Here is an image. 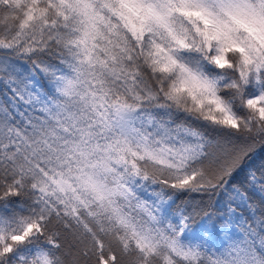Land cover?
Instances as JSON below:
<instances>
[{"label": "snow or ice", "instance_id": "snow-or-ice-1", "mask_svg": "<svg viewBox=\"0 0 264 264\" xmlns=\"http://www.w3.org/2000/svg\"><path fill=\"white\" fill-rule=\"evenodd\" d=\"M0 264H264V0H0Z\"/></svg>", "mask_w": 264, "mask_h": 264}, {"label": "trees", "instance_id": "trees-1", "mask_svg": "<svg viewBox=\"0 0 264 264\" xmlns=\"http://www.w3.org/2000/svg\"><path fill=\"white\" fill-rule=\"evenodd\" d=\"M181 201H194V202L204 201L205 203H207L208 197L193 194V195H190V196H181L180 200H178L177 203H180Z\"/></svg>", "mask_w": 264, "mask_h": 264}]
</instances>
